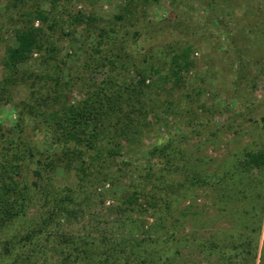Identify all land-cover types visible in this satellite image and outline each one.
<instances>
[{
  "label": "trees",
  "instance_id": "16d2710c",
  "mask_svg": "<svg viewBox=\"0 0 264 264\" xmlns=\"http://www.w3.org/2000/svg\"><path fill=\"white\" fill-rule=\"evenodd\" d=\"M72 1L75 0H0L3 11L8 15L14 12L21 23L12 30L15 44L5 49L0 101L9 102V88L20 81L23 83L25 78L30 80L27 83L29 97L19 102L21 111L15 123V135L0 131V264H197L193 259L200 255L203 260L210 257L221 264H242L236 261L254 264L249 261L250 258L254 260L257 253L256 238L264 213V187H259L253 197L259 201L258 212L245 209L241 199H235L238 195L235 190L239 187L234 192L230 189L244 184L245 178L251 184L259 181L257 177L262 175L257 176L251 170L264 168V152L247 153L245 160L234 165L232 171L227 169L230 164L227 163L214 174L187 177L193 186L213 191L211 201L205 204L211 205L213 214L221 218L229 216L232 221L228 222V229H211L204 240L197 239L196 230L211 218L203 215L205 205L195 214L193 204L180 211L192 223L199 222L197 229H193L195 225L190 227L183 238L177 237L171 226L155 228L149 225L145 229L141 221L138 225L129 218V214L135 213L137 217L156 221L169 215L170 208L177 207L182 201L194 200L189 189L181 193L182 184L172 178L177 170L184 169L180 159L183 135L179 138L169 135L166 143L152 146L148 154L156 162L148 164L144 171L129 159L114 169L113 164L121 158L124 146H131L143 134L149 115L157 118L160 108L164 106V112H167L171 107V100L164 104L157 99L158 81L173 80V85H179L182 73L192 67L193 47L188 43L177 50L168 46L171 58L164 61V64H170L166 76L159 75V68L151 61L153 55L138 56L134 50L139 47L142 35L147 36L150 31L159 34L183 21L174 15L149 23L145 30L134 27L131 31L121 32L122 22L126 19L134 26L136 1L123 0L119 13L107 21V26H99L101 20L92 14L70 13L66 4ZM206 1L212 6L217 0ZM140 2L147 4L149 0ZM44 4L49 5V11L43 9ZM35 21L50 22L49 30L65 23L85 26L86 37H94L86 51L90 62H84L83 66L85 69L101 66L108 71L99 83L88 84L86 90L81 86L79 89L85 96L76 103H70L68 94L76 86L74 80L82 78L76 76L65 80L59 64L55 63L59 53L57 47L44 36L41 27L34 26ZM247 30L253 33L256 27L250 24ZM260 30L264 28L259 26ZM62 35L73 36L64 32ZM259 37H264V32L260 31ZM34 53L39 54L43 65L55 70V75L49 72L38 75L32 71L20 73L19 66L28 62ZM129 71L135 74L136 81L123 74ZM260 122L264 127V116ZM34 128L60 147V153L54 159L31 139L29 131ZM58 163L67 170L73 163L77 164L74 169L77 186L62 189L53 186L47 172L54 170ZM120 170L124 171H121L122 175ZM125 175L128 183L123 192L112 197L117 202L114 209L121 214L117 225L102 232L97 230L95 234L88 229L86 235L61 234L50 248L40 244L42 239L49 240L53 228L61 222L71 223L82 218L83 209L90 208L94 198L100 197L99 202L103 203L96 189L104 184L119 186ZM32 209L37 213L28 218ZM126 211L129 212L127 216ZM251 212L254 213L249 214ZM245 214L247 229L251 221L255 222L246 241L245 233L236 231L238 227L241 229L239 221ZM193 216L197 219L193 220ZM214 220L212 217L210 221ZM187 247L193 259L189 256L180 261L177 256L186 258L180 251Z\"/></svg>",
  "mask_w": 264,
  "mask_h": 264
},
{
  "label": "rangeland",
  "instance_id": "374dc122",
  "mask_svg": "<svg viewBox=\"0 0 264 264\" xmlns=\"http://www.w3.org/2000/svg\"><path fill=\"white\" fill-rule=\"evenodd\" d=\"M134 1L137 2L133 18L134 26L132 27L126 19L122 22L121 32L138 27L145 30L149 23L169 16L173 18L174 15L183 21L181 25L167 28L159 34L155 33L156 31H150L147 36L142 35L139 47L136 51L134 50L135 55L143 56L145 53L153 55L154 58L151 61L156 63V68H159V75L166 76L170 72V64H164V61L168 62L171 58V54H168V46L177 50V47L188 43L193 47L190 55L192 67L188 72L182 73V82L179 85H173V80L158 81L160 86L156 90V97L159 101H164V104L171 100V107L167 109V112H164V106L160 108L156 114L157 118L149 115L148 126L139 140L133 142L131 146H124L121 158H117L113 165L114 169H117L122 166V161L129 159L135 167L144 171L148 164L156 162L155 159H150L148 154L152 146H161L166 143L169 135H174L176 138L183 135L181 136L184 139L181 140L183 153L180 159H182L181 167H184L182 168L184 173L182 170H177L172 178L182 184L180 192L185 193L188 188L189 195H192L194 200L182 201L177 207L170 208L169 215L162 219L158 218L156 221L145 216L137 217L135 213L129 214V218L135 220L138 225L141 221L145 229L149 225L155 228L163 225L171 226L176 236L183 238V235H188L190 227L195 225L193 229H197L199 222H196L197 217L193 216V220L196 221L192 223L188 217L184 218L180 211L193 204L192 211L195 214V211H199L201 206L211 201L214 195L213 191L193 186L187 177L194 174L199 176L214 174L227 163H230L227 169L232 171L234 165H239V162L245 160L247 153L264 152V127L260 122L261 117L264 116V37H259V32L264 30L258 31L259 26L264 28V0H217L212 6H209L206 0H149L147 4L141 3V0ZM123 2V0H75L66 4V7L70 13L81 11L85 15L92 14L101 20L99 26H107V21H111L119 13ZM43 9L46 12L49 11V5L44 4ZM10 15L3 11L0 3V81L3 77L2 62L5 49L15 44L12 30L21 24L18 15L12 11ZM250 24L256 27L253 33L247 30ZM49 25L50 22L35 21L34 23L35 27L42 28L44 36L52 40L57 47L59 53L56 55L58 60L55 63L59 64L63 77L65 80L71 77L74 79L76 76L82 78V80H74L76 86L68 94L69 101L73 104L85 96V92L79 88L82 86V89L86 90L88 84L99 83L108 69L101 66L84 68V62H90L87 60L86 51L94 38L86 37L85 26H71L65 23L60 28L55 27L49 30ZM62 32L72 33L73 36L64 37ZM158 58H160L159 61ZM18 69L20 73L32 71L38 75L46 72L55 75V70L43 65L37 53H34L31 59L20 65ZM123 74L127 78L137 80L132 71ZM29 81L25 78L23 83L20 81L9 88V102L0 101V131L15 135V123L18 112L21 111L19 102L29 97L27 88ZM0 94L2 96L1 91ZM29 133L31 139L52 155L53 159L59 155L60 147L52 144L45 133L35 128ZM55 166L54 170L47 172L51 176L53 186L59 189L65 186H77L74 170L76 163H73L69 170L60 163ZM121 171L123 170L119 171L120 175H122ZM251 173L257 176L260 173L262 176L261 178L258 176L259 181L254 184L245 178L244 184L236 185L230 190L234 192L239 187L240 189L235 190L238 191L235 199L240 198L245 209H255V212H258L259 201L253 197L258 193L259 187H264V168L253 169ZM29 178L32 179L31 174ZM127 183L128 178L125 175L119 186L111 187L108 184L99 186L96 192L101 195L103 203L99 202L100 197L94 198L90 208L83 209L82 218L78 217L71 223L61 222L59 226L53 228L49 240L42 239L40 244L49 247L52 242L59 239L57 236L61 234L86 235L87 229L95 234L97 230L102 232L117 225L121 214L114 209L117 202L112 197L120 195ZM140 199L139 201L142 202V197ZM213 211L211 205H205L203 215L210 216V220L212 217L216 220L203 223V227L196 230L197 239L204 240L213 228L228 229L230 227L228 222L232 221L229 216L221 218L213 214ZM36 213L37 211L32 209L28 213V218H33ZM125 213L127 216L129 212ZM262 218L259 237L256 238V257L254 260L250 258L249 261L250 263L253 261L254 264H264V213ZM245 219L247 214L242 221H239L241 229L238 227L236 231L245 233L246 241L255 222L251 221L247 229ZM191 223L192 226H190ZM147 231H150L149 228ZM245 248L243 253L246 255ZM180 252L186 257L177 256L180 261L190 256L188 247ZM189 258L193 259L192 256ZM193 262L221 264L220 261L216 262L210 257L203 260L201 255L195 257Z\"/></svg>",
  "mask_w": 264,
  "mask_h": 264
}]
</instances>
